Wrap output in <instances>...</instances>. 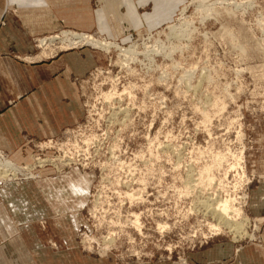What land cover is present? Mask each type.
<instances>
[{"label": "rangeland", "instance_id": "1", "mask_svg": "<svg viewBox=\"0 0 264 264\" xmlns=\"http://www.w3.org/2000/svg\"><path fill=\"white\" fill-rule=\"evenodd\" d=\"M133 1L34 39L91 64L77 120L0 149V264H264V0Z\"/></svg>", "mask_w": 264, "mask_h": 264}, {"label": "crops", "instance_id": "2", "mask_svg": "<svg viewBox=\"0 0 264 264\" xmlns=\"http://www.w3.org/2000/svg\"><path fill=\"white\" fill-rule=\"evenodd\" d=\"M138 6L133 0H0L2 151L27 155L26 139L55 137L79 118L75 77L90 66L88 54L66 49L41 57L34 39L64 28L121 39L129 30L127 7L143 22Z\"/></svg>", "mask_w": 264, "mask_h": 264}, {"label": "bare ground", "instance_id": "3", "mask_svg": "<svg viewBox=\"0 0 264 264\" xmlns=\"http://www.w3.org/2000/svg\"><path fill=\"white\" fill-rule=\"evenodd\" d=\"M79 38H82V36H79ZM88 38H90V37H88ZM45 43V42H44ZM42 44V43H41ZM1 151V150H0ZM12 162H10V161H8V160H6V162L3 164V165H6L7 166V168H10V169H13V170H17L16 168H14V166L11 164ZM2 170V169H1ZM8 169H3L2 171H0V176H1V174L2 175H4V174H6V171H7ZM225 202V201H224ZM210 208V207H209ZM229 208H231L230 206H229V204H228V202H225V203H223V205L221 206V210H222V212H227L228 210H229ZM215 209V208H214ZM219 209V208H218ZM213 210V209H212ZM216 210H217V208H216ZM216 210H214L215 212H216ZM213 211V212H214ZM218 211V210H217ZM220 211V210H219ZM217 213V212H216ZM220 213V212H219ZM221 216V215H220Z\"/></svg>", "mask_w": 264, "mask_h": 264}, {"label": "built area", "instance_id": "4", "mask_svg": "<svg viewBox=\"0 0 264 264\" xmlns=\"http://www.w3.org/2000/svg\"><path fill=\"white\" fill-rule=\"evenodd\" d=\"M62 33V32H61ZM60 33V34H61ZM60 34H57V35H51V36H45V37H43V38H41L40 40H39V43L42 41V40H46L48 43H49V41H51L50 43H51V45H55V43H58L60 40H61V38H60ZM40 45H41V43H40Z\"/></svg>", "mask_w": 264, "mask_h": 264}]
</instances>
